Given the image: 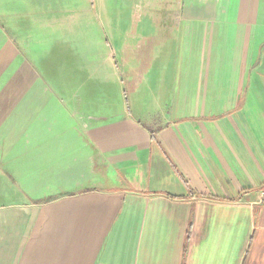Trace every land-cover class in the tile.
<instances>
[{"label":"crops","instance_id":"obj_1","mask_svg":"<svg viewBox=\"0 0 264 264\" xmlns=\"http://www.w3.org/2000/svg\"><path fill=\"white\" fill-rule=\"evenodd\" d=\"M79 1L7 0L24 18L0 30V71L16 36L24 52L69 12L70 30L93 19ZM118 1L136 32L162 29L143 51L152 67H139L138 45L116 53L134 54L129 76L166 66L163 93L137 77L129 88L111 49L101 80L38 77L56 69L45 53L76 46L38 41L36 68L12 65L0 92V264H264V0ZM92 8L108 15L106 0ZM175 61L185 71L174 86Z\"/></svg>","mask_w":264,"mask_h":264},{"label":"rangeland","instance_id":"obj_2","mask_svg":"<svg viewBox=\"0 0 264 264\" xmlns=\"http://www.w3.org/2000/svg\"><path fill=\"white\" fill-rule=\"evenodd\" d=\"M97 1V0H96ZM7 0H0V30L4 31L6 34L9 33V35H13L16 28L22 27V20H23V14L19 15L18 13L13 14V9H11L8 13L9 7L7 6ZM118 0H106V3L108 5L107 13L108 15L104 18V20H100L97 16V13H95L94 9L92 8L93 0H80L79 3L91 11L92 17L88 18V22L80 24L75 29H71L66 27L65 25H71L72 24V18H69L70 12L67 15L62 16V19L64 21L60 25V28H56L53 31L49 33H43V36L38 37V35L34 34L32 37V46L31 48H24V52L21 48V36H16L15 39L17 42H19V54L17 57L11 61L9 65V69H12V65H16V62H22V61H28L36 68L35 62L39 58V56L42 55V47H38V44H35L36 42L40 41L42 46L46 45V51L49 48V46L54 44H62V45H69L71 49H73V46H76L78 49L77 51L79 53L75 54L74 52L71 53L70 51H65L63 49L67 48V46H62V48L58 49V51L54 54H51L50 57L47 53L43 55V59L46 58L47 62H54L56 69H48L43 70L42 72L36 68V73L38 74V77L42 78V81L45 83L50 84L51 80H59L63 81L65 79H73V77H77V74L82 71L86 73L91 72H98L99 74H95L92 76L95 80H101L105 74L104 71V59L105 57H108L109 49L112 51H115L114 60L117 62V72L120 75L122 72L125 74V82L127 83V86L130 88L131 85L134 84V81H131L132 78L134 79L137 77V80H140L141 84H148L154 83V85H150L152 88L153 93H163V84L167 81V67H164L162 64L158 65V68L155 67V69L151 72L150 70L143 69L142 75H130L126 72H129L128 70V64H133L134 60V54L132 53H125L124 55H121L119 53H116L120 50L121 44L127 47H132L133 45H138L140 48L137 56L140 58L139 67H142L144 64L148 63L150 60V64L154 65V60L152 58L153 55H151V58L149 57V54L144 53L147 46H154V45H161L162 38L155 39L149 37L151 35L150 33L155 31V36H158L160 34L161 28H145V23H139V29L136 32V19L135 22L131 21H124L119 20V5ZM73 6H71L72 8ZM137 8V7H136ZM134 8V13H137V10L140 11V13H145V10L149 12V8ZM152 8V7H151ZM18 9V8H17ZM21 10V9H20ZM21 19V20H20ZM67 19V20H65ZM162 30V29H161ZM80 33L83 34V37H77ZM136 36L137 41L134 44V37ZM28 40V38L26 39ZM156 40V43H151ZM100 47V54H91L89 53V49L84 50V48H90V47ZM58 47L54 49V52L57 50ZM142 48V49H141ZM141 50V51H140ZM159 56V55H157ZM156 56V57H157ZM161 58H170L167 54L160 55ZM144 58V60L141 61V58ZM149 57V59H147ZM112 61V64L114 62ZM115 63V62H114ZM134 65V64H133ZM142 65V66H141ZM5 69L3 71H0V92L3 87H5V84H7L8 78V70ZM156 71L155 76H153L154 72ZM185 71L184 64L175 61L173 66V76H171L172 83L175 86L177 81L182 82V76ZM165 74V75H164ZM122 75V74H121ZM120 75V78H121ZM123 76V75H122ZM124 77V76H123ZM150 82H149V81ZM147 86V85H146Z\"/></svg>","mask_w":264,"mask_h":264}]
</instances>
